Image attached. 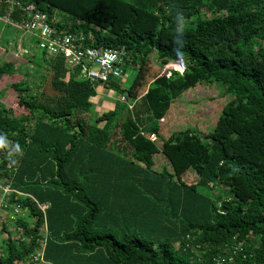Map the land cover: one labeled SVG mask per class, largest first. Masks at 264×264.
Returning <instances> with one entry per match:
<instances>
[{"label": "trees", "instance_id": "trees-1", "mask_svg": "<svg viewBox=\"0 0 264 264\" xmlns=\"http://www.w3.org/2000/svg\"><path fill=\"white\" fill-rule=\"evenodd\" d=\"M19 1L84 47L123 48L136 75L128 88L94 84L61 57L0 54V82L12 79L3 86L26 112L0 99V157L14 168L1 176L29 196L26 214L0 222V264H29L44 225L52 264H264V0ZM23 15L0 0V18ZM177 60L182 73L160 76ZM197 85L229 96L213 129L164 137L171 104ZM99 86L124 102L92 114Z\"/></svg>", "mask_w": 264, "mask_h": 264}, {"label": "built area", "instance_id": "built-area-1", "mask_svg": "<svg viewBox=\"0 0 264 264\" xmlns=\"http://www.w3.org/2000/svg\"><path fill=\"white\" fill-rule=\"evenodd\" d=\"M11 7H15L24 13L18 21H12L7 16L0 18L2 22L10 25L12 28L29 34L35 42L37 51L44 54L47 58L61 57L65 66L69 71L78 70L77 76L80 80L89 83L103 84L109 81H116L123 77V65L126 52L121 49H98L83 46L84 37L70 33H60L50 24L47 15L33 4H26L19 0H6ZM20 55H28L29 51L23 50ZM173 61L164 65L160 76L169 77L172 71L182 73L184 65L178 68V62ZM177 62V63H176ZM120 101L124 102V98L120 97ZM4 166V167H3ZM10 157H6L5 161L0 157V222L14 221L21 218L27 213L19 202L29 197L9 187L3 179V172H12ZM41 210H45L47 205H39ZM43 241L31 255L29 264H52L44 258L45 240L47 229L44 225L41 229ZM237 248V247H236ZM234 249V252L236 250ZM233 262L231 256L224 259H215V264H229Z\"/></svg>", "mask_w": 264, "mask_h": 264}, {"label": "rangeland", "instance_id": "rangeland-1", "mask_svg": "<svg viewBox=\"0 0 264 264\" xmlns=\"http://www.w3.org/2000/svg\"><path fill=\"white\" fill-rule=\"evenodd\" d=\"M94 20L95 24H97L98 26L100 25L102 28H104L105 26L106 30V18H104L101 14H96L94 16ZM149 22L152 21L149 20ZM109 28H111V26ZM142 28L147 29L149 28V26L146 25ZM14 38L15 41L20 42V46L25 47V49L29 51L30 54L33 53L34 55H37V53H39V51H37L36 49L33 38H31L29 34H24L19 30L9 28L3 30V34L0 38V54H2L3 58L7 59L8 55L12 56L11 54L13 52H15L16 54H22L21 47L17 46L18 42H15L16 44H14L13 42ZM21 56L27 58L24 55ZM154 56L155 55L153 54L148 58V61L146 63V70L148 71L150 68L151 71H153V69L156 70L157 68ZM18 61L20 62L19 68L22 70L21 72L24 73L25 70L30 72V69L32 70V65H29V63L22 62L23 58H20ZM181 62H178L179 69L182 67L180 65H184ZM173 63L175 62L173 61ZM135 75L136 69L126 67L125 73L123 77L118 80V83H120L123 88H128ZM150 77L151 75L146 71L145 80L150 81ZM11 80L12 79L10 78L9 81L2 80L0 82V90L5 91L6 94L3 98L0 96V99H4L3 102L5 104L7 103L11 105V108L13 109L15 115H25L26 112L16 105V100L13 93L11 91H6L7 88L3 86L4 83L8 85ZM95 92V97L91 99V101L94 103V105L92 106V114L94 115H100L102 112H105L106 110L110 109L115 103L120 102L121 95L115 88L108 89L103 86H99L96 88ZM228 101L229 96L223 95L219 88H216L215 86L212 87L197 85L194 88L187 90L178 99L173 101L168 112L161 121V133L164 137H167L172 132L184 129H191L202 135L208 134L213 129L219 117L220 109ZM126 104L128 105V103H124V105ZM150 139L154 140V137H151ZM163 166H167L165 162H163V159H161L160 157H156L154 165L155 170H160ZM1 239L2 236L0 234V243Z\"/></svg>", "mask_w": 264, "mask_h": 264}, {"label": "crops", "instance_id": "crops-1", "mask_svg": "<svg viewBox=\"0 0 264 264\" xmlns=\"http://www.w3.org/2000/svg\"><path fill=\"white\" fill-rule=\"evenodd\" d=\"M3 30H6V29L3 28L2 21L0 20V38H1L2 34H3ZM13 42H14V44H16L15 42H18V41H15V38H14ZM14 44H12V45H14ZM17 46L21 47V51L26 50L25 47L20 46V42L17 43ZM28 55H30V52H29ZM28 55H25V57L28 56Z\"/></svg>", "mask_w": 264, "mask_h": 264}, {"label": "bare ground", "instance_id": "bare-ground-1", "mask_svg": "<svg viewBox=\"0 0 264 264\" xmlns=\"http://www.w3.org/2000/svg\"><path fill=\"white\" fill-rule=\"evenodd\" d=\"M181 68H182V67H181ZM181 68H180V69H181Z\"/></svg>", "mask_w": 264, "mask_h": 264}]
</instances>
